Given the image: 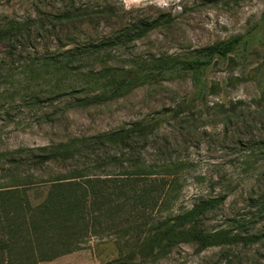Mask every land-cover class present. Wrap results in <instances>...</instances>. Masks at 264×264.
Returning <instances> with one entry per match:
<instances>
[{"label":"trees","instance_id":"1","mask_svg":"<svg viewBox=\"0 0 264 264\" xmlns=\"http://www.w3.org/2000/svg\"><path fill=\"white\" fill-rule=\"evenodd\" d=\"M118 9L110 0H0V85L11 87L7 97L14 100L15 95L19 96L20 104L29 106L46 102L42 98L46 88L48 95L57 96L107 85L112 88L111 97L140 83H156L162 74L189 75L194 93L165 112L170 120L194 108L196 101L207 102L205 98L213 86H208L204 74L214 59L227 58L240 48L245 51L258 40L253 31H247L197 48L190 56L161 58L155 64L159 69L156 74L117 79L90 66L98 53L134 42L172 21L127 19ZM101 23L113 27V31L98 36L84 30V26L95 29ZM18 89L27 92L18 94ZM104 97L105 93L79 100L85 105ZM190 118L182 116L179 127L194 128L197 120ZM160 122L161 118L153 115L88 139L1 149L0 250L9 252L21 229L36 233L34 214L38 210L53 211L66 219L74 215L83 224L81 230L91 235L110 234L112 231L101 220L121 215L117 222L120 227L113 233L125 241H117L119 257L104 264L155 262L180 244L193 246L197 253L219 248L228 264H244L251 249L252 258L264 252V190L251 198L254 212L225 217L213 228H208L205 221L222 215L231 191L228 186L217 193L204 192L189 204L175 207L185 162L167 156L158 144ZM244 146L264 161V139L248 140ZM101 148L105 151L98 155ZM148 148L151 158L147 156ZM81 157L93 159L78 167L76 159ZM51 163L63 169L42 176L39 172L43 165ZM108 164L118 172L103 169ZM96 169L105 173H97ZM41 186L48 188L49 195L40 206H32L27 191ZM256 261L260 262L258 258ZM12 262L8 258L7 264Z\"/></svg>","mask_w":264,"mask_h":264},{"label":"rangeland","instance_id":"2","mask_svg":"<svg viewBox=\"0 0 264 264\" xmlns=\"http://www.w3.org/2000/svg\"><path fill=\"white\" fill-rule=\"evenodd\" d=\"M110 1L119 6L117 12L127 19L172 20L134 42L102 50L92 64L87 61L94 70H102L117 79L156 74L159 69L155 64L161 58L190 56L197 48L247 31H253L258 40L245 51L240 48L227 58L214 59L204 74L208 86H213L205 98L207 102L196 101L194 108L170 120L165 112L194 93L189 75L162 74L157 76L156 83H140L111 97L112 88L108 85L97 89L84 87L75 94L57 96L48 95L46 88L42 95L46 102L29 106L20 104L16 95L10 100L6 92L11 87L1 84L0 150L88 139L154 115L161 118L158 144L167 156L185 162L182 189L175 207L189 204L204 192L217 193L228 186L231 191L222 206V215L208 218L205 225L213 228L225 217L254 212L256 207L251 198L264 190V161L244 144L248 140L264 139V0ZM113 29L104 23L95 29L84 26L85 31L98 36H106ZM21 77L23 75L19 74ZM18 90V94L27 92ZM104 93L107 97L101 101L83 105L79 100ZM185 115L197 120L194 128L188 127L191 130L184 125L179 127L178 121ZM101 149L98 155L105 151ZM151 155L148 148V158ZM91 159L77 158V166ZM104 168L118 172L114 165ZM62 169L60 164L51 163L43 165L38 172L46 177ZM96 172L105 173L101 169ZM27 195L30 204L37 207L45 201L49 190L41 186L27 191ZM34 220L38 226L36 233L21 229L10 251L0 250V264H7L8 258L13 261L9 264H104L120 255L117 241L124 239L117 238L113 232L120 227L121 223L117 222L121 215L114 214L111 219L104 217L101 221L112 232L95 235L81 230L83 224L74 215L66 219L53 211L37 210ZM253 251L246 254L244 264H264V252L252 258ZM147 264L228 263L219 248L197 253L193 246L180 244L164 258Z\"/></svg>","mask_w":264,"mask_h":264}]
</instances>
